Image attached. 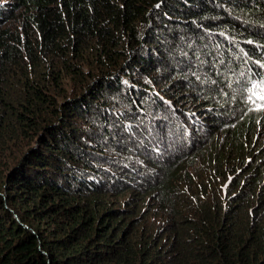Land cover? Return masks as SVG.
I'll return each mask as SVG.
<instances>
[{"label":"trees","instance_id":"obj_1","mask_svg":"<svg viewBox=\"0 0 264 264\" xmlns=\"http://www.w3.org/2000/svg\"><path fill=\"white\" fill-rule=\"evenodd\" d=\"M9 5L0 264H264V0Z\"/></svg>","mask_w":264,"mask_h":264},{"label":"rangeland","instance_id":"obj_2","mask_svg":"<svg viewBox=\"0 0 264 264\" xmlns=\"http://www.w3.org/2000/svg\"><path fill=\"white\" fill-rule=\"evenodd\" d=\"M0 2H6V3H10L12 2V0H0ZM121 76L123 77V73H121ZM140 116H134L126 125H137L140 121L139 119ZM77 118H74V120H76ZM80 119V118H78ZM79 125L82 126V127H85L87 126L88 124L87 123H84L83 120H81L79 122ZM33 146L35 147L36 146V143L33 144Z\"/></svg>","mask_w":264,"mask_h":264},{"label":"clouds","instance_id":"obj_3","mask_svg":"<svg viewBox=\"0 0 264 264\" xmlns=\"http://www.w3.org/2000/svg\"><path fill=\"white\" fill-rule=\"evenodd\" d=\"M11 3V2H10ZM10 3H6V2H0V6H9V8H10ZM109 153H111V154H114V156H117V154L119 153L118 152V150H116L115 148H111L109 151H108ZM138 155H135V154H133V160L137 157ZM14 216H15V214H14Z\"/></svg>","mask_w":264,"mask_h":264}]
</instances>
